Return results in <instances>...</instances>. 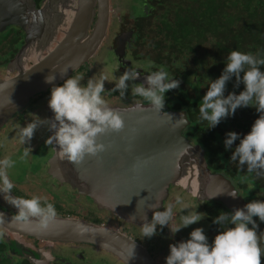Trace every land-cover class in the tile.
<instances>
[{"label": "water", "instance_id": "95a60500", "mask_svg": "<svg viewBox=\"0 0 264 264\" xmlns=\"http://www.w3.org/2000/svg\"><path fill=\"white\" fill-rule=\"evenodd\" d=\"M61 1L48 0L37 8L35 0H0V31L16 26L26 33V44L10 66L26 64L29 52L38 55L36 64L21 67L0 83V127L30 98L80 69L107 36L111 0H66L68 4L59 7ZM42 39L46 40L47 50L44 46L39 48ZM65 68L68 71L62 73ZM51 74L56 79L48 83L46 77ZM111 107L120 111L126 126L119 133L100 137L107 145L106 151L88 156L79 164L60 158L58 145L54 154V170H65L67 181L75 188L82 186L79 190L86 191L99 207L142 227L143 217L151 222L173 185H183L192 193L197 191L199 199L219 201L232 212L250 202L223 172L209 167L205 149L186 135L190 124L186 110L163 108L157 112L149 104ZM232 190L237 192L235 198L229 195ZM0 200L18 211L3 192ZM0 213V226L8 233L31 235L52 243H90L116 254L126 264H159L147 247L114 228L56 216L47 229H41L35 222L13 221L14 215L2 208Z\"/></svg>", "mask_w": 264, "mask_h": 264}, {"label": "clouds", "instance_id": "9594fccd", "mask_svg": "<svg viewBox=\"0 0 264 264\" xmlns=\"http://www.w3.org/2000/svg\"><path fill=\"white\" fill-rule=\"evenodd\" d=\"M261 66H264V58L258 59L252 53L232 50L226 57V67L222 74L211 80L199 104L200 118L207 121L210 127H215L222 119L234 115L239 107L256 108L260 115L251 130L242 138L235 131L228 132L224 144L226 150L233 149L234 142L239 139L230 161L238 162L241 170L246 167L248 173H255L258 177L264 176V71ZM61 71L66 73L68 68ZM138 77L137 68H126L115 80V87L111 91L119 90L120 96L124 97L131 87L133 97H143L157 112L165 107V93L178 88L181 83L178 79L169 78L168 72L162 67L148 73L147 86L144 83H135ZM233 77L236 81L234 87L243 83L244 90L239 94L233 91L225 95L227 83ZM55 79L56 76L51 74L46 77V82L52 83ZM82 79L81 76L71 75L63 84H52L48 106L54 116L33 119L19 127L18 137L21 144L30 143L36 130L43 126L52 133L45 143L48 146L58 145V156L75 164L81 163L88 156L95 157L107 150V145L100 137L119 133L126 126L120 111L111 107L102 95L105 82L112 80L107 72H101L98 78L90 77L86 84L81 83ZM130 81L133 82L131 85ZM31 151L30 147H25L22 158L27 157ZM14 164L10 156L0 159V192L18 209L13 221L19 224L35 222L41 229H47L57 216L54 204L48 202L46 197L13 196L11 193L14 184L8 175V169ZM229 195L235 198L237 192L232 190ZM177 203H182L179 197ZM185 209H190V206L184 204L182 211ZM0 217H3L2 213ZM203 217L204 215L196 210H189L187 214L181 215V226L172 227L170 222L173 219V211L169 205L163 211L156 210L151 222H148L146 216L143 217L142 233L144 237L150 238L157 233L159 225L161 230L164 226L170 227L171 232L175 234ZM254 217L264 222V200H252L243 208H236L231 213L221 212L213 222L220 225L222 230L215 235L212 243H209L203 227H197L191 231L188 239L170 245L166 264H264V249L261 247V235H264V232L259 231V224ZM2 222L3 219L0 218V223ZM3 236L4 232L0 231V238Z\"/></svg>", "mask_w": 264, "mask_h": 264}, {"label": "trees", "instance_id": "16d2710c", "mask_svg": "<svg viewBox=\"0 0 264 264\" xmlns=\"http://www.w3.org/2000/svg\"><path fill=\"white\" fill-rule=\"evenodd\" d=\"M142 3L143 16L135 24L139 50L151 61L166 65L172 78L181 81L178 88L168 91L165 108L186 110L190 124L185 133L205 149L211 169L223 172L249 201L264 200V176L248 173L246 167L241 170L238 162L230 161L239 139L233 149L226 150L224 144L230 131L241 138L247 134L260 113L254 106H242L215 127H210L199 113L203 95L211 80L222 74L232 50L264 58V0H142ZM261 70L264 71V66ZM235 83L233 77L227 83L225 95L244 90L243 83L234 87ZM203 210L210 220L213 242L222 230L213 222L214 218L221 212L232 211L213 200H207ZM254 219L259 231L264 232V222L258 217ZM261 247L264 249V235ZM5 262L12 261L4 258Z\"/></svg>", "mask_w": 264, "mask_h": 264}, {"label": "rangeland", "instance_id": "374dc122", "mask_svg": "<svg viewBox=\"0 0 264 264\" xmlns=\"http://www.w3.org/2000/svg\"><path fill=\"white\" fill-rule=\"evenodd\" d=\"M143 12V3L142 0H111V19L113 22V26L111 28V36L108 38V40L105 43V46L100 50V55L96 58L95 56L92 57L94 60L90 67L83 68L80 71H76L73 76H81L83 79L81 80L82 84H86L87 80L90 77H99L101 72H106V70L110 67L111 71L109 75V79L112 80V82L106 81L105 82V91L112 92L111 90L115 87V80L118 79L116 75L119 73H123L124 70L119 69L118 71V63H116V55L118 56V62L122 64V67L125 65L126 68L128 67H135L137 68V71L139 73V77L137 81L140 83H144V77L140 76V73L144 71V69H147L148 66L146 64V61L141 62H135L134 64H130V60L126 59L125 56H120L119 53L116 55H113L111 51H106V56H110L109 58L112 59L111 62H108V64L105 63L106 57L104 55V51L106 46L109 44V42H114V39L116 36H118L120 30L124 26H131V23L133 22L132 14L135 16L141 15ZM11 34L9 31H0V45L5 44L6 42L11 41ZM2 54V53H1ZM4 56V55H3ZM3 56H0V59L3 58ZM114 59V60H113ZM112 61H115L112 63ZM102 63L106 64L105 66L102 65ZM109 67H106L108 66ZM128 65V66H127ZM124 66V67H125ZM17 66L14 68L16 69ZM126 68H124L126 70ZM107 71V73H108ZM14 72V71H13ZM104 91V92H105ZM104 99L107 100H113L115 97H107L105 93H102ZM169 96L168 92L166 94V99ZM43 108V104L41 105ZM37 109H40L38 106ZM23 120V125L26 123L32 121L33 119H37V115L34 113L33 110L26 111ZM47 111L44 113V118H47ZM41 117V118H43ZM10 117L6 120V126L4 127L5 130H3V133L0 134V142L2 141L3 144V158L5 156H10L11 159L15 162L14 166L10 169H8V175L10 179L12 180V183L15 184L16 182L19 184L17 186L21 190H25L27 194H32L34 196H39L41 198L46 197L47 200L51 201L54 205H56L61 210H71L74 209L78 212L79 215H85L88 214L90 218H93L95 216L101 217L102 220L105 222V225H109L114 228H119L121 223L120 221L111 215H114L111 213V215L107 214L106 211L102 210H96L97 205L94 203V200L85 197H81V200H85L88 202L86 206L80 205L79 197L76 194H81L78 191H71L66 186V183L64 181H67L66 174L61 172H58L56 170H53L52 172L55 175V179L50 178L49 176L46 177L48 179V182L51 183L50 186H48L46 183L47 179H43V174L45 172H48L47 165L53 166V160H54V154L56 151V148L52 149L50 146H48L45 141L50 136L49 130L46 127H40L36 130L34 137L30 141V143L21 144L19 137H18V128L21 126L20 124L15 128L14 121L11 119L8 121ZM8 121V122H7ZM2 127V126H1ZM0 127V128H1ZM15 128V129H14ZM25 147H30L32 151L30 154L22 158L23 151ZM66 164V163H65ZM36 173V175H35ZM30 182V183H28ZM60 184H59V183ZM71 184V183H70ZM56 186V187H53ZM74 190L83 188L82 186H79L75 188V186H72ZM170 193H172L170 196V200L167 203V206H172L173 211V219L171 220L170 224L172 227H179L181 226V220L180 217L183 214H187L189 210L197 211L198 213H201V215H204V217L187 227L181 228L177 233L173 234L171 232L170 227L164 226L161 230V227L157 225V233L153 235L152 237H144L147 242L149 241V245L151 247H147L151 250L153 255L158 259L159 264H166V257L169 255L170 252V245L173 243H178L181 240H186L190 237V233L193 229L197 227H203L205 234L208 237L209 243H212L211 239L212 233L209 231L210 226V220L208 216H206L205 211L203 208H206L207 200H202L197 197V191H194L192 193L191 190L185 189L183 185H173L170 188ZM177 197L180 198L182 203H177ZM166 204V202H165ZM164 204V206H165ZM184 204H187L190 206V209H185L182 211V206ZM92 205V206H91ZM96 208V209H95ZM105 210V209H103ZM115 216V215H114ZM73 218L77 217L72 216ZM82 219V218H80ZM84 220V219H83ZM128 223V222H127ZM136 226V225H135ZM123 227V224H122ZM135 235H139L141 231H139V228H134ZM143 235V234H142ZM141 236V234L139 235ZM95 246V245H94ZM92 248V247H91ZM154 252H153V250ZM163 250V252H162ZM105 252V255L104 252ZM95 252V253H93ZM96 249L91 250V253H93V256L99 258L96 255H102L103 260H100V262L93 261V264H101V263H108V264H123L121 259L117 261V256L109 251L102 250L99 253L96 254ZM159 254H158V253ZM162 252V253H161ZM161 253V254H160ZM113 255V256H112ZM112 256V257H109ZM9 262H5V264H8ZM0 264H3L0 263ZM10 264V263H9Z\"/></svg>", "mask_w": 264, "mask_h": 264}, {"label": "flooded vegetation", "instance_id": "af4514ba", "mask_svg": "<svg viewBox=\"0 0 264 264\" xmlns=\"http://www.w3.org/2000/svg\"><path fill=\"white\" fill-rule=\"evenodd\" d=\"M47 1L48 0H35L37 8L42 7V5L44 3H46ZM54 1H56V0H54ZM66 4H68V2L66 0H63L59 3V5H60L59 7L66 5ZM142 16H143L142 14L138 15V16H135L132 14V17H133L132 21L133 22L131 23V26H124L120 30L118 36H116V38L114 39V42H109V44L106 46L105 51H104V55L106 57V60H105L106 64H108V62H111V60H112L109 58L110 56H108V54L106 56V51H108V50L111 51L113 55H116L117 53H119L120 56H125L126 59L130 60L131 65L134 64L135 62L139 63L141 61H146V64L148 63L147 64L148 68L144 69V71L142 73H140V76L144 77V80H145L144 84H145V86H147L146 76L150 72L157 71L162 67L168 72L169 78H172L173 74L171 71H169V69L166 65L161 66L159 63L153 62L150 59H148L147 55L146 54L144 55L142 53L144 51L140 52V50H139L140 42H139L138 32L136 31V27H135L136 25L135 24L137 21H139V19H137V18L142 17ZM111 21H112V19L110 18L107 36L105 37L103 44L101 45L99 50L95 53L94 56L96 58L100 55V50L105 46L106 41L111 36V28L113 26V22H111ZM93 23H94V21H93ZM92 26H93V24H92ZM4 31H9V33L11 32L10 34L12 36L11 37L12 40L9 42H6L4 45L3 44L0 45V56L4 55L3 58L0 59V83L3 82V80H5L7 77L14 75L15 73L19 72L21 67L25 66L26 68H29L31 65L33 66L34 64H36L35 61L37 62L36 59H38V55L36 54V52H29L28 55H26V64L23 62L22 64L17 65V63L15 62L16 63L15 66H17L16 69L14 68L15 66H12V65L10 66V62H12V60L16 59V55L21 52V50L23 49V46L26 44V41H25L26 33L22 29H20L19 27H16V26H10ZM40 43L41 44L39 45V48H42V46H44L43 47L44 50H47L46 45H44V44H46V40L42 39V41H40ZM115 52H117V53H115ZM116 59H117L116 63H118V71H119V69H122V68L125 71L124 68H126V66L124 65L125 67L124 66L122 67L121 62L120 63L118 62V56L117 55H116ZM93 61L94 60L92 58H90V60L87 63H85L80 69H78L77 72L82 70L83 68L87 69L88 67H90L89 65H91V63ZM114 62L115 61H112V63H114ZM105 63L104 64L102 63V65L105 66L106 65ZM13 65H14V62H13ZM106 67H109V65ZM111 68L109 67L106 70V72L108 70L111 71ZM109 71H108V75L113 76L112 74H110ZM120 75H121V73H119L116 76L119 77ZM63 82L64 81H62L58 85L63 84ZM131 83H133V82L130 81L129 84L131 85ZM135 83H140V82L136 80ZM50 90H51V88H49L46 91H43V92L35 95L34 97L30 98L28 101H26L24 103V105H22V107L8 121L13 119L12 120V121H14L13 126H15V128L20 124L19 122H21L20 127H23L24 126V125L22 126V124L24 122L23 118H24L25 114L27 113L26 111H28V110H33L38 118L43 117L44 113L47 111V113H48L47 118H52V116H54V113L52 112V110L48 106V100L50 98ZM104 93L106 94L107 97H109V96L115 97V99H113V100H107V102L109 103L110 106L131 107V106H134L137 104H149V102L147 100H145L143 97H140V96L133 97V95L131 93V87H129V89L127 90L124 97L120 96L119 90H117L116 92L105 91ZM166 94H167V92L165 93V100H166ZM42 104H43V108L41 107ZM38 106L40 107V109H37ZM165 109H167V108H165ZM0 113H1V116L3 117V111H1ZM6 124L0 128V134H2L3 130H5L4 127L6 126ZM49 133H50V135L52 134L50 131H49ZM50 147L52 149L54 148V150H55L56 145L54 144ZM0 159H3L2 141L0 142ZM47 167H48V172H45L43 174V179H47L46 177L49 176L50 178H53L54 180H56L55 175L52 172L54 169H56V163L54 162V160H53V166L51 167V165L48 164ZM64 173L66 174L67 177H69L67 172H64ZM35 175H36V173H35ZM69 179H71V176ZM66 180H68V178ZM47 182H48V179H47ZM28 183H30V182H28ZM64 183H66V185H64V186H66L69 190L78 191L79 193H81V194H76V195L79 197L81 207L86 206V204L88 202H86L85 200H83V201L81 200V197H85L87 199L91 198L88 194H86V191H84L83 189L74 190V188L72 187V184H70L68 181H64ZM46 184L48 186L51 185L50 182H48ZM17 186H19V184L16 182L14 184V188L12 189V193L15 194L17 197L31 198L32 196H34L32 194L31 195L27 194L25 190H21ZM53 187H56V186H53ZM171 194L172 193H170V195ZM170 195H169L168 199L165 200L166 204L164 202L165 206L163 204V207L157 211H163L164 208L167 207V203L171 198ZM47 201L51 203V201H49V200H47ZM54 206H55V209L57 212V216H59V217H61V216L72 217V216L77 215L76 218H82L87 222H91V223H94L97 225H102V226L114 228V227H111L109 225H105V222L102 220L101 217L95 216L93 218H90L88 214L79 215L78 212L74 209L61 210L56 205H54ZM0 208L11 212L13 215H15L17 212L13 207L9 206L7 203H4L1 200H0ZM103 209H105V210H103ZM96 210L106 211L107 214L111 215V211L109 209L99 207L98 205H97ZM114 215H111V216L118 219L120 221L119 223H121L119 228H114V229L120 230L121 232L127 234L128 236L132 237L134 240L141 243L145 247H151L149 245V241L147 242V240H145V238L143 237L141 227L135 226L134 224H131V223H127L125 220H122L116 214H114ZM152 218H153V216H152ZM122 224H123V227H122ZM132 227L139 228V231H141L139 233V235L141 234V236L135 235V230L132 229ZM0 231L4 232L3 238H0V263L3 262L4 258L11 259V261H12L11 264H36L37 261L39 262V264H45V263L46 264H93V261H97V262H100V260H103V262L105 261V259L102 258L103 256L99 253L100 251H102L104 249H102L98 246H94L93 244H90V243L69 242V241H59V242L52 243V242L40 240L37 237L31 236V235L18 234V233H16V234L8 233L6 230L3 229L2 226H0ZM93 249H96V251H98V252H96V254L97 253L100 254V255H96L99 257L98 259H97V257L93 256V253H95V252L91 253V250H93ZM147 249L149 250L151 255L158 261V259L155 257V255H153L151 250L149 248H147ZM105 251H107V250H105ZM153 252H154V250H153ZM162 252H163V250H162ZM103 255H105V252ZM112 256H109V257H112ZM117 259H118V256H117ZM119 259L117 261H119ZM122 263L126 264L124 261H122ZM101 264H103V263H101ZM104 264H108V263H104Z\"/></svg>", "mask_w": 264, "mask_h": 264}]
</instances>
